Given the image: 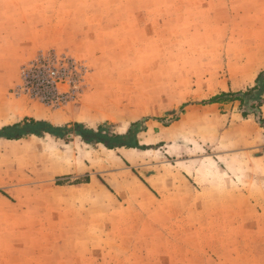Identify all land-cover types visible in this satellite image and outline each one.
Returning a JSON list of instances; mask_svg holds the SVG:
<instances>
[{"label":"rangeland","instance_id":"374dc122","mask_svg":"<svg viewBox=\"0 0 264 264\" xmlns=\"http://www.w3.org/2000/svg\"><path fill=\"white\" fill-rule=\"evenodd\" d=\"M42 58L51 103L23 88ZM258 74L264 0H0V128L135 122L145 147L0 138V264H264L256 92L207 102Z\"/></svg>","mask_w":264,"mask_h":264},{"label":"trees","instance_id":"16d2710c","mask_svg":"<svg viewBox=\"0 0 264 264\" xmlns=\"http://www.w3.org/2000/svg\"><path fill=\"white\" fill-rule=\"evenodd\" d=\"M262 79V80H261ZM255 91L256 98V108L257 112H252L255 121L259 126L264 128V116L261 112V106L264 104V76L258 74L255 78V84L248 87L245 91H237L230 93L221 92L218 95L211 97L208 103H217L228 100H238L239 104L242 105L244 98L242 94H247ZM230 96V97H226ZM242 116H246L245 112H241ZM136 123H132L125 132L119 133L114 132L108 128L106 124H100L96 128H88L82 123L77 121L65 123L63 125H54L49 121L44 119H35L33 117H24L22 120L15 122L13 124L4 125L0 128V138L5 139H20L29 135H34L37 137H42L45 134L51 135L55 138L64 139L70 133L78 136L81 141L86 144H102L107 149L116 148H145L144 145L139 144V139L137 137ZM66 140V139H65ZM88 177H85L82 182H87ZM81 182V181H77Z\"/></svg>","mask_w":264,"mask_h":264},{"label":"built area","instance_id":"2783aa9c","mask_svg":"<svg viewBox=\"0 0 264 264\" xmlns=\"http://www.w3.org/2000/svg\"><path fill=\"white\" fill-rule=\"evenodd\" d=\"M66 65L49 59H36L23 71V88L38 99L51 103L60 98L59 84L65 80Z\"/></svg>","mask_w":264,"mask_h":264},{"label":"crops","instance_id":"0c3cea01","mask_svg":"<svg viewBox=\"0 0 264 264\" xmlns=\"http://www.w3.org/2000/svg\"><path fill=\"white\" fill-rule=\"evenodd\" d=\"M261 112H262V115L264 116V104L261 106Z\"/></svg>","mask_w":264,"mask_h":264}]
</instances>
